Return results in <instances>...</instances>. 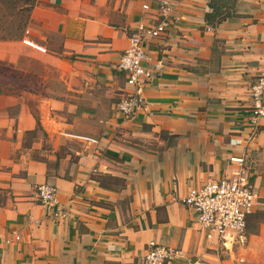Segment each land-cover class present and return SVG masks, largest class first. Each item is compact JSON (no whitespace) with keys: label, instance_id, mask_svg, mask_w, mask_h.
Wrapping results in <instances>:
<instances>
[{"label":"crops","instance_id":"0c3cea01","mask_svg":"<svg viewBox=\"0 0 264 264\" xmlns=\"http://www.w3.org/2000/svg\"><path fill=\"white\" fill-rule=\"evenodd\" d=\"M137 1L113 25L87 0H39L32 21L51 36L30 28L33 44L16 40L17 52L0 54L49 50L52 65L65 60L121 91L124 74L115 67L130 34L164 18L160 6L171 4L166 30L144 43L155 73L147 109L126 116L115 107L98 142L70 161L50 168L23 155L0 171V264H145L151 240L178 250L165 264H208V241L182 197L228 171L236 154L247 155L260 197L255 212L263 209L264 119L254 125L249 104L253 77L264 69V0H238L217 26L205 20L210 0ZM19 123L21 131L35 125L25 112ZM45 182L57 186L63 216L47 215L38 202Z\"/></svg>","mask_w":264,"mask_h":264},{"label":"rangeland","instance_id":"374dc122","mask_svg":"<svg viewBox=\"0 0 264 264\" xmlns=\"http://www.w3.org/2000/svg\"><path fill=\"white\" fill-rule=\"evenodd\" d=\"M87 1L84 4L89 9L94 5L96 15L113 25H122L128 14L134 13L130 8L134 0ZM140 3L138 0L137 4ZM30 28L39 30L43 40L47 35L51 36L47 27H39L32 21L31 13L22 38L0 39V54L3 51L17 52L19 47L10 42L25 41L31 34ZM30 42L26 43L33 44ZM44 54L39 57L28 50L18 56H0V171L7 168L10 159L17 161L23 155L46 161L50 168L54 162L57 165L70 161L84 144L91 147V143L98 142L96 136L110 126L108 121L116 107L118 87L107 84L103 79L91 80L90 75L71 69L65 60L60 65H52L51 51ZM51 97L55 98L53 102ZM21 112L26 113L27 119L35 121L32 129L21 131ZM2 190L0 200L5 196ZM232 236L231 247L226 244V237L224 242L217 244L208 241L203 262L264 264V207L252 217L244 233Z\"/></svg>","mask_w":264,"mask_h":264},{"label":"built area","instance_id":"2783aa9c","mask_svg":"<svg viewBox=\"0 0 264 264\" xmlns=\"http://www.w3.org/2000/svg\"><path fill=\"white\" fill-rule=\"evenodd\" d=\"M144 6L149 7L148 4ZM170 9L171 4L161 5L160 14L164 18L152 25H139L130 34L129 46L116 63L115 68L124 74L126 85L119 93L116 109L126 116H131L139 109H147L145 90L155 73L150 66L151 58L144 43L166 30L170 24L167 18ZM25 41L30 42L27 39ZM249 111L254 125L264 119V69L253 77ZM229 163L231 166L228 171L190 186L182 197V202L193 212L196 229L213 244L224 242L227 235L244 233L248 228L249 217L260 204V197L250 177L247 155H232ZM57 193V186L49 182L36 187L37 200L46 209L47 215H64ZM177 253L175 248L151 240L143 262L165 264Z\"/></svg>","mask_w":264,"mask_h":264},{"label":"trees","instance_id":"16d2710c","mask_svg":"<svg viewBox=\"0 0 264 264\" xmlns=\"http://www.w3.org/2000/svg\"><path fill=\"white\" fill-rule=\"evenodd\" d=\"M38 0H0V39H20ZM238 0H210L205 20L214 26L232 17ZM2 91V90H0ZM37 124L40 121L37 119ZM249 217L248 227L252 217Z\"/></svg>","mask_w":264,"mask_h":264},{"label":"bare ground","instance_id":"6f19581e","mask_svg":"<svg viewBox=\"0 0 264 264\" xmlns=\"http://www.w3.org/2000/svg\"><path fill=\"white\" fill-rule=\"evenodd\" d=\"M226 239H227L226 244H227L229 247H231V246L233 245L234 236H232V235H227V236H226Z\"/></svg>","mask_w":264,"mask_h":264}]
</instances>
